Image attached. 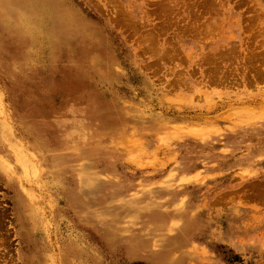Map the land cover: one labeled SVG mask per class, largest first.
I'll return each mask as SVG.
<instances>
[{"label":"rangeland","instance_id":"374dc122","mask_svg":"<svg viewBox=\"0 0 264 264\" xmlns=\"http://www.w3.org/2000/svg\"><path fill=\"white\" fill-rule=\"evenodd\" d=\"M54 1L0 0V264H264V0Z\"/></svg>","mask_w":264,"mask_h":264},{"label":"bare ground","instance_id":"6f19581e","mask_svg":"<svg viewBox=\"0 0 264 264\" xmlns=\"http://www.w3.org/2000/svg\"><path fill=\"white\" fill-rule=\"evenodd\" d=\"M36 1H39V0H36ZM38 5V4H37ZM42 5L46 8V9H49L50 11H54L55 9H56V7H57V3L54 1V0H42ZM55 12V11H54ZM56 15H57V13H56ZM59 16H61V15H59ZM51 17V16H50ZM62 17V16H61ZM61 17H59V18H61ZM44 18V17H43ZM63 19H65V18H63ZM54 20V22H55V20H57V19H53ZM60 20V19H59ZM69 21V20H68ZM60 22V21H59ZM60 23H62V22H60ZM55 24V23H54ZM65 24H66V22H65ZM59 25V24H58ZM60 26V27H59ZM59 26H56L55 27V30H56V33H59L58 35H60V36H62L63 35V33L65 32V31H67V29L66 28H62L61 26L62 25H59ZM66 36H68L67 34H66ZM68 46V45H67ZM63 50L64 49H61V52H60V56L61 57H63ZM84 56L85 57H87L88 55L87 54H84ZM12 157L15 159V162H16V165L17 166H19V167H22V168H24V159L21 157V155L16 151V150H12ZM12 165L10 164V162L8 161V160H6V158L5 157H3L2 155L0 156V171H2L3 173H8V172H12L13 173V169H12V167H16V166H12ZM21 175H23L22 173H21ZM82 175H83V173H82ZM19 178H21V177H19ZM83 178H84V176H83ZM88 179V178H87ZM85 180V179H84ZM21 181V179H19V182ZM20 185H21V182H20ZM90 187V186H89ZM92 188V187H91ZM29 195V194H28ZM86 196V195H85ZM27 199H29V200H27L26 202V212H27V215L28 216H30L31 215V212H32V210L31 209H33L34 208V200L32 199V198H27ZM84 199H87V197H85ZM25 215V214H24ZM26 216V215H25ZM40 253H41V250H38ZM18 258V260H21V257L19 256V257H17ZM22 261V260H21Z\"/></svg>","mask_w":264,"mask_h":264}]
</instances>
